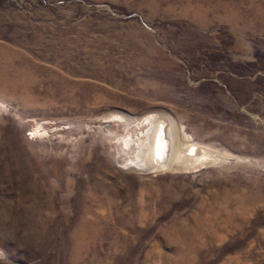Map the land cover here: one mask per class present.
Returning a JSON list of instances; mask_svg holds the SVG:
<instances>
[{
  "label": "rangeland",
  "instance_id": "rangeland-1",
  "mask_svg": "<svg viewBox=\"0 0 264 264\" xmlns=\"http://www.w3.org/2000/svg\"><path fill=\"white\" fill-rule=\"evenodd\" d=\"M0 264H264V0H0Z\"/></svg>",
  "mask_w": 264,
  "mask_h": 264
},
{
  "label": "bare ground",
  "instance_id": "bare-ground-1",
  "mask_svg": "<svg viewBox=\"0 0 264 264\" xmlns=\"http://www.w3.org/2000/svg\"><path fill=\"white\" fill-rule=\"evenodd\" d=\"M151 114L137 118L138 120L124 116L119 119L122 129L114 136L116 140L123 142L125 149L134 151V158H130L129 167L139 171H153L157 168H169L172 171L188 168L192 163L214 156L195 144L183 129L174 134L175 137L172 136L173 131L171 133L168 129L163 117ZM144 124L148 125L146 130L133 135V126L140 128Z\"/></svg>",
  "mask_w": 264,
  "mask_h": 264
}]
</instances>
